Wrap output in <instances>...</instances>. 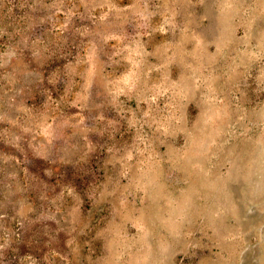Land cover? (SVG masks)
<instances>
[{"label": "rangeland", "instance_id": "rangeland-1", "mask_svg": "<svg viewBox=\"0 0 264 264\" xmlns=\"http://www.w3.org/2000/svg\"><path fill=\"white\" fill-rule=\"evenodd\" d=\"M0 264H264V0H0Z\"/></svg>", "mask_w": 264, "mask_h": 264}]
</instances>
